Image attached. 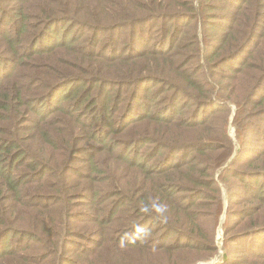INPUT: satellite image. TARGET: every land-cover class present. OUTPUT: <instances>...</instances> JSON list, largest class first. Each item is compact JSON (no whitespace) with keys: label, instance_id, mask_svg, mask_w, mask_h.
Segmentation results:
<instances>
[{"label":"trees","instance_id":"obj_1","mask_svg":"<svg viewBox=\"0 0 264 264\" xmlns=\"http://www.w3.org/2000/svg\"><path fill=\"white\" fill-rule=\"evenodd\" d=\"M62 23L71 31L55 32ZM96 141L100 149L89 152ZM81 148L90 166L72 186ZM218 170L224 187L238 179L257 203L225 228L224 249L263 263L264 182L253 188L251 178L264 180V0L0 8V264L47 256L59 264L210 263L223 206L218 182L206 176ZM102 176L107 188L98 194ZM145 230L163 237L141 238ZM79 239L92 246L81 249ZM227 261L236 263L225 256L219 264Z\"/></svg>","mask_w":264,"mask_h":264},{"label":"rangeland","instance_id":"obj_2","mask_svg":"<svg viewBox=\"0 0 264 264\" xmlns=\"http://www.w3.org/2000/svg\"><path fill=\"white\" fill-rule=\"evenodd\" d=\"M20 1H22V0H3L0 3V8H3V9L7 8V10H8L10 8V6H15ZM144 1H146V0H144ZM150 26L151 25H148V29L150 28ZM161 26L162 25L159 24L154 29H151V32H157V30H159L161 28ZM61 29L62 30L64 29V32H70L71 31V26L67 27V25H65L64 23H62L60 26H58L56 28L55 32H58ZM134 30H135V28H134ZM9 31L11 32V29ZM17 32H19V28L17 29ZM122 32H129V31H125L124 30ZM148 32H150V31H148ZM126 36H127V33H126ZM151 39H154L155 41L157 40L156 37H154V36H151ZM204 76L206 78H209V73L206 72ZM5 78L6 77H3V79H5ZM145 86L149 88V83L148 84H145ZM157 87H158L157 88L158 90L156 92V97H162L161 94L163 93V90L162 91L159 90L161 88L160 85H158ZM118 90H119V88L116 87L115 88V91H114L115 95L118 94ZM154 92H155V88L152 89V91L150 92V95H152ZM128 94L129 93L126 92L122 96L123 99H122L121 103L124 101V99L127 98ZM146 94L147 93H142L141 95L145 98ZM183 101H184L183 98L179 99L177 101L178 102V105H181ZM159 104L160 103L158 102L157 105H159ZM126 105H127V103L125 104V107H126ZM121 106H123V105H120V108H121ZM155 108H159V106H155ZM210 109L212 111H217V114L219 113V109L217 107H213V108H210ZM235 110H236L235 107L231 108V113L232 114L230 116V124L228 126L229 135H230L231 139L234 142H236V132H235V127L232 126V121H233V117H234V114H235ZM126 111H127V109L125 108L124 109V112H126ZM190 111H191V109H190ZM184 115H185V113L183 111H179L177 113V118L179 116H184ZM186 116H188V115H186ZM126 124L131 125V124L127 123V122H126ZM130 127L131 126H127L126 129H129ZM115 132H116V130H114V132H113L112 139H117V137L114 135ZM92 137H94L96 139L101 138L100 131L94 132L92 134ZM122 137H124V136H122ZM95 144H96V149H93V150H91L89 152H96L97 150L100 149V145L97 143V141L95 142ZM102 148H103V146H102ZM83 150H86V149L85 148H81V149H77L75 151V154L76 155H74L75 157H74V160L72 161L73 162V167L79 169L80 173H79V175H77V173H73V172H70L68 174V176H69V184L72 185V186L75 185L76 181H83L84 180L83 179L84 174L87 173L88 168L90 166V156L91 155H81V152H83ZM254 150H256V148ZM119 152L120 151L118 150V151H115L114 154H111V152L110 153H105V154H108V155H110L113 158ZM194 156H195L194 153H190L188 155V160L189 161L192 160V158ZM111 157H108L107 160L105 161V168L111 167L113 165L114 160ZM220 174H221L220 173V170H218L215 173L209 172L208 175L206 176L207 177L206 180H208V182L211 181V180H213V179L218 182L217 185L214 188H218L220 190V200H221V203H222V206H223V212H222V214H221V216L219 218V222H218V225H217L216 231H215L216 245L218 246V254L219 255L217 257H215L214 260L211 261L210 263L209 262L208 263L199 262L197 264H219V263H221L224 260V257L225 256L229 257L231 260L233 259V261L236 260V263L237 264H264V262L263 263H258V262H255L254 260H249L248 261V258H246L244 260H241V261H238L237 259L239 258V256H241V255L244 254L243 251H241L239 254H231L230 252L233 249H230V251H228V252L226 251V249H224V245H228L225 242V230H226L225 228L227 226H230V225L234 224L237 221V219H238V215H237L238 212H240V213L242 211L245 212L247 209H250V208L255 207L257 203H256L255 200L248 201L249 200L248 198H250V194L249 193H245L243 190L237 189V188H244V184H242L238 179H235L234 181H232L233 183L231 184V187H229V182H227V180H225L228 187H224L221 184V182L218 181ZM251 180H252L251 181L252 182L251 184L253 185V188H260V187H262L263 182H264V180H260V179L257 181V179H252L251 178ZM154 183H155V181L151 179V181H150V183H149L148 186H151ZM106 184H107V179L102 176L101 177V180L99 181V183L97 185V188H96V191H97L98 194L101 191V189L107 188L106 187ZM256 184H257V187H256ZM226 188H236V189H234V191L228 196L227 189ZM230 199H233V203L235 204V207L232 210L229 209ZM148 228L150 229V228H152V226L150 225ZM142 233H144V234L141 235V238H147V237H149V235L151 233H153L150 236V238L152 239V241H153V238H156V237L157 238L158 237L161 238V237H163V235L162 236H158L157 232H155L153 230L152 231L145 230ZM74 240L78 241L77 239H74ZM173 241H174V238H171V239H169L168 242H173ZM79 242H80L79 244L81 246L80 247L81 249H82V246H84L83 243L88 244L89 247L92 246L89 242L82 241L81 239H79ZM25 243L27 245L28 244L31 245V241L28 240V239L25 241ZM77 247H78V244L77 243L70 246L71 249L72 248H77ZM66 256H74L75 258H77V255L75 253H73V252H67L66 253ZM34 259H35V262L37 261V259H41L40 258V254L39 253H35V258ZM45 259H47L48 264H52V263L59 264L58 261L56 260V258L53 257V256H47V257H45L42 260L41 264L44 262ZM167 259H168L167 257H164V261H167ZM143 263H146V264H154L156 262H155V259L154 258H151L150 256H147L143 260ZM227 263L236 264L235 262H232V261H227Z\"/></svg>","mask_w":264,"mask_h":264}]
</instances>
